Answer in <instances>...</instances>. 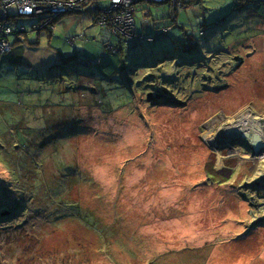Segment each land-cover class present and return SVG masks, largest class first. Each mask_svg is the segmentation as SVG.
Returning <instances> with one entry per match:
<instances>
[{
    "label": "rangeland",
    "instance_id": "obj_1",
    "mask_svg": "<svg viewBox=\"0 0 264 264\" xmlns=\"http://www.w3.org/2000/svg\"><path fill=\"white\" fill-rule=\"evenodd\" d=\"M217 3L201 0L198 22L227 16L226 30L175 46L162 73L144 68L139 41L125 46L133 59L106 51L118 38L88 13L29 37L18 63L0 61L13 75L0 78V264H264V157L249 159L241 136L221 153L207 139L243 117L264 121V13ZM154 10H138L137 26ZM79 54L104 58L99 77H60Z\"/></svg>",
    "mask_w": 264,
    "mask_h": 264
},
{
    "label": "built area",
    "instance_id": "obj_2",
    "mask_svg": "<svg viewBox=\"0 0 264 264\" xmlns=\"http://www.w3.org/2000/svg\"><path fill=\"white\" fill-rule=\"evenodd\" d=\"M144 3L147 5L141 6ZM188 4V0H0V54L6 55L13 50V35L21 37L31 31L53 29L58 17L74 11L91 14L96 23L108 27L126 41L130 38L136 42L152 41L138 28L135 13L143 8L151 11L152 5L162 11L161 7L166 5L162 15L177 18L178 12ZM169 29L163 28L165 34ZM199 32L206 30L201 26ZM107 46L112 48L111 44Z\"/></svg>",
    "mask_w": 264,
    "mask_h": 264
},
{
    "label": "trees",
    "instance_id": "obj_3",
    "mask_svg": "<svg viewBox=\"0 0 264 264\" xmlns=\"http://www.w3.org/2000/svg\"><path fill=\"white\" fill-rule=\"evenodd\" d=\"M197 1H199V3H200L201 0H188L189 3L197 2ZM215 1H217V0H211V2H215ZM218 3H219L221 8H216V9L214 8V9L220 11L221 13H223V10H225V9H235V8L241 9L244 12L245 11L252 12V13L256 12L257 14L264 13V11H263L264 10V2L261 0H218ZM163 6L165 7L166 5H163ZM181 11L182 10H180L178 12L177 18H169L168 14L165 16L162 15L164 21L162 23H159V24L156 23V25H154L155 27H153V29H152V34H153L152 36H156V38L151 37L152 41H148V40H140L139 41V43L146 44V45L148 42L159 43L158 45L147 48L149 50V52H147L146 50L144 51V56L147 60L145 67H144L145 69H156L155 67L157 66L158 63L159 64L164 63V67H166L168 64L167 61L168 62L172 61L174 63L176 60V57H174V53L176 52L175 46L176 47L182 46L186 49H189L190 45H191V46H194L196 48L197 46H199V42L201 40L204 41L206 39L205 36H208L209 34H211L214 31H218L221 29H223V31L226 30V20L225 19L227 18V16L220 17L221 15L218 17V19L216 18L217 20L209 22V24L206 22V20H204L202 23H200V22L198 23L199 25L201 24L200 26L198 25L199 28L201 26H203L205 28V30H206L205 33H200L199 30H195L192 28H191V31L186 30L187 25L185 24V22L179 20V17L182 15ZM199 11L202 12V9L199 8ZM70 14H71V12H68V13L58 17L55 20V26L53 29L41 30V31H36V32L31 31L29 33H25V34L21 35V37H18L16 35L15 36L13 35V37L18 38L20 43H26V45H27V43L32 42V41H30V39H28L30 34L38 33L39 36L45 35V34H48V35L54 34V32L57 31V26H59V24ZM74 14H84V13L74 11ZM253 20L255 22H258V19H248V23L253 22ZM100 26H102V25H100ZM161 27L162 28L170 27L171 30L179 31L178 35H176V33H174V32H171L170 34L168 33V38H170V40H171L170 45L166 44L167 38L164 37L165 34L162 33L163 29L160 32ZM154 30H158L159 33L154 32ZM111 33H112V35H114L118 38V43H117V45H115V44H113V41H111L110 39L105 40L104 49L106 51H109V52L114 53V54L120 53L122 55H130V58L133 59L135 57L136 53H133V54L128 53L127 54V52L125 50L126 49L125 46H127L129 44H134L136 42L135 39L130 38L126 41L120 35L114 34L112 31H111ZM146 34L145 35L147 37H150L149 35H151L150 33H146ZM176 36H178V38L175 39ZM253 36L254 35H251V37H253ZM78 37H80V36L76 35L75 37L68 39V42L74 43ZM86 39L90 40L87 36H86ZM71 40H72V42H71ZM200 43H203V42H200ZM109 44L112 45V48H108L107 45H109ZM159 48L166 49L164 54L159 53ZM148 53L150 54L151 57H149ZM59 60L60 61L64 60L66 63L68 62V60L65 59V57L63 56L62 53H60ZM79 60H82L83 63H80ZM73 61H74V63H68V64L61 63V66L56 67V69L59 72H62L61 73L62 75L60 77L64 76V74L66 73L70 79H72V78L80 79V78H82V76H81L82 74L87 75V71H90L89 69L85 70V68H88V67H93L92 68L93 74H91L92 72L90 73L93 78L99 77L100 73L96 68H98L99 66L102 65L104 58L102 56L87 57L84 54L83 55L79 54L78 56H76L74 58ZM78 62L80 64L79 66L77 65ZM70 68H71V70H69ZM68 71H71L73 73H69ZM39 73H40V71L37 72V74H39ZM67 83H69V81ZM72 85H73V83H72ZM76 86L78 88L79 85H76ZM208 90L209 91H207V92L210 94L217 93L218 91H220V89L219 90H211V88H209ZM20 119H19V121H20ZM222 180L225 181V179H222ZM9 215L12 216L10 211H9ZM243 234H245V233H240L236 237L238 238V237L242 236ZM213 264H215V263L213 262Z\"/></svg>",
    "mask_w": 264,
    "mask_h": 264
},
{
    "label": "crops",
    "instance_id": "obj_4",
    "mask_svg": "<svg viewBox=\"0 0 264 264\" xmlns=\"http://www.w3.org/2000/svg\"><path fill=\"white\" fill-rule=\"evenodd\" d=\"M198 3H199V1H197V2H194V3H192V4H189L188 6H195L194 7V14H193V12H189V11H187V10H184V9H182V10H184V11H181L182 12V15L179 17V20L180 21H184L185 22V24L186 25H188V23H190V22H193V23H195V24H198L199 22H198V18L200 17V14H201V12L199 11V8L200 9H202V7H200V6H198ZM187 6V7H188ZM186 7V8H187ZM144 9V8H143ZM143 9H140V10H143ZM199 13H198V12ZM161 12H163V9H162V11L160 10V11H157V10H154V16H152V14L151 15H145L143 18H142V24H141V26L140 27H138L140 30H142L145 34L146 33H150L151 35H149L150 37H155L156 38V36H152L153 34H152V29H153V27H155L154 25H156V23H162L164 20H163V17H159L158 15L161 13ZM180 12V13H181ZM162 16V15H161ZM153 18L152 20H150V18ZM177 17H178V14H177ZM194 18L193 20H191V18ZM146 18H147V21H146ZM159 18V19H158ZM200 23H202V21H200ZM201 25V24H200ZM161 30H162V27H161V29H160V32H161ZM154 32H157V33H159L158 32V30H154ZM171 32H174V33H176V35L177 34H179V31H177V30H171V28L168 30V32L165 34V36L169 33H171ZM38 34V33H37ZM147 35V34H146ZM33 36H35V33L34 34H30L29 35V37H33ZM38 36H39V34H38ZM28 37V38H29ZM176 38H178V36H176L175 37V39ZM12 42H13V50L10 52V53H8V54H6V55H2V54H0V61H3L4 60V58L5 57H9L10 59H9V61H11L12 63H18V58H13L12 57V55H14V54H16V52H17V50L19 49V48H21V47H24V46H26V43H20V41H19V39L18 38H15V37H12ZM159 43H157V42H148L147 43V46L148 47H152V46H155V45H158ZM8 55V56H7ZM193 59V57L191 58V59H188L189 61L190 60H192ZM175 63V62H174ZM156 69H158L159 70V72L160 73H162L163 72V70H164V63H161V64H157V66L155 67ZM177 69H180V68H177ZM20 70V69H19ZM19 70H18V72H19ZM152 70H154V69H152ZM17 72V73H18ZM159 72H157V74L159 75ZM34 74H37V72H34ZM153 75L155 74V72H153L152 73ZM13 75H12V71H11V69L10 68H6L5 70H3V71H1V68H0V78H2V79H7V78H10V77H12ZM88 79V78H87ZM205 90H207V89H205ZM198 91H201V90H198ZM207 95H210V93H208L207 91L205 92V94H204V96H207ZM164 105H168V104H164ZM163 104H153L152 106H161V107H163L164 106ZM195 108H197V110H198V112H200V113H205L206 111H208L209 110V108H213V106H210V107H208V106H195ZM21 118V117H20ZM19 118V119H20ZM210 171H212V170H210ZM198 172L199 171H197V170H194L193 172H192V175L193 176H197L198 175ZM188 175V174H187ZM190 175V174H189ZM196 179H203V178H201V177H196ZM207 188L208 187H203V188H199L201 191H207ZM222 192H224V196H225V198L227 197V194H229V193H232L231 192V190H229V189H225V190H223ZM199 200V199H198ZM233 215V214H232ZM195 224V223H194ZM171 225H172V228L173 229H175V228H178V230H182V232L184 233V234H186L187 236H190L191 235V233H193V235H194V239H199L200 240V237L199 236H197V235H195V228H194V225H190V224H184V225H182V222H173V223H171ZM176 225V226H175ZM188 230H191V231H188ZM255 234H256V230H255ZM238 239L239 240H241L242 242H244V240L246 239V235L245 234H243L242 236H240V237H238ZM202 243H204V241L203 240H200ZM218 248H214L213 249V251L211 252V253H217L218 252ZM231 251V250H230ZM234 251H236V249L234 250ZM228 252V251H227ZM236 253H238L237 251H236ZM261 257H263V253H261V256H260V258Z\"/></svg>",
    "mask_w": 264,
    "mask_h": 264
},
{
    "label": "bare ground",
    "instance_id": "obj_5",
    "mask_svg": "<svg viewBox=\"0 0 264 264\" xmlns=\"http://www.w3.org/2000/svg\"><path fill=\"white\" fill-rule=\"evenodd\" d=\"M77 65L78 66L80 65L79 62ZM163 105H164V103H163ZM175 106H177V104ZM214 121L215 120H211L210 123H213ZM245 127L252 128L254 130L256 128H258V130H261V132L263 130L262 134L264 136V129H263L264 125L260 122V120L256 121V120L251 119L249 116H247V117H243V118L239 119L236 123H233L232 125H226L225 128L223 130L219 131L217 133V135H214V137L212 135L208 136L207 137L208 143L210 145H212V147H215V152L221 153V151L219 150V148L222 147L221 145L224 143H227L229 141H233L235 138H238V137H234V136H240L241 129H243ZM243 141L246 142V140H243ZM227 145L232 147L231 144H227ZM234 153H236V155H239L238 149H234ZM260 157H264V151L261 152L259 155H256V157L255 156L249 157V159L255 158V160H257Z\"/></svg>",
    "mask_w": 264,
    "mask_h": 264
},
{
    "label": "water",
    "instance_id": "obj_6",
    "mask_svg": "<svg viewBox=\"0 0 264 264\" xmlns=\"http://www.w3.org/2000/svg\"><path fill=\"white\" fill-rule=\"evenodd\" d=\"M200 50V49H199ZM185 59L188 60L187 57L184 56ZM177 59L176 58V62H177ZM82 61H80L81 63ZM177 66H179L177 64ZM153 75V74H152ZM150 78V77H149ZM155 93V92H154ZM150 95L148 94V97ZM261 123H263V121H260ZM254 132H252V131ZM220 135V134H219ZM240 136L246 140V143L248 145H250L252 147V152L253 154L256 156V155H259L261 152L264 151V136L261 132V130H258V128H256L255 130L252 129V128H248V127H245L243 129H241V134ZM227 145V144H226ZM215 148V147H214ZM231 148V147H230Z\"/></svg>",
    "mask_w": 264,
    "mask_h": 264
},
{
    "label": "clouds",
    "instance_id": "obj_7",
    "mask_svg": "<svg viewBox=\"0 0 264 264\" xmlns=\"http://www.w3.org/2000/svg\"><path fill=\"white\" fill-rule=\"evenodd\" d=\"M192 3H194V2H191V3H189V4H192ZM189 4H188V5H189ZM71 14H74V12H71Z\"/></svg>",
    "mask_w": 264,
    "mask_h": 264
},
{
    "label": "flooded vegetation",
    "instance_id": "obj_8",
    "mask_svg": "<svg viewBox=\"0 0 264 264\" xmlns=\"http://www.w3.org/2000/svg\"><path fill=\"white\" fill-rule=\"evenodd\" d=\"M206 37H207V36H205V38H206ZM200 42H203V41L201 40ZM263 123H264V121H263ZM263 123H262V124H263Z\"/></svg>",
    "mask_w": 264,
    "mask_h": 264
}]
</instances>
